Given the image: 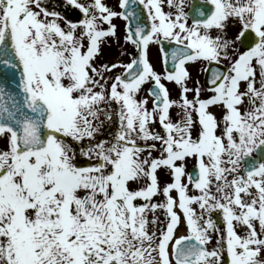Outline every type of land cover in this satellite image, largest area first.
<instances>
[{"label": "snow or ice", "instance_id": "obj_1", "mask_svg": "<svg viewBox=\"0 0 264 264\" xmlns=\"http://www.w3.org/2000/svg\"><path fill=\"white\" fill-rule=\"evenodd\" d=\"M64 6L0 0V264H264V0Z\"/></svg>", "mask_w": 264, "mask_h": 264}, {"label": "rangeland", "instance_id": "obj_2", "mask_svg": "<svg viewBox=\"0 0 264 264\" xmlns=\"http://www.w3.org/2000/svg\"><path fill=\"white\" fill-rule=\"evenodd\" d=\"M64 3V0H62ZM106 3H108L110 6H116L117 4V0H105ZM187 3H189V0H186ZM188 8H186L185 10L187 11ZM167 10V9H165ZM59 11H61L62 13H64L69 19H77L79 16L78 10H75L72 6H67L65 8H60ZM114 22L117 24V33L118 35H120L122 37L123 35V31H124V22L122 20L116 19L114 20ZM237 32L236 28H231L229 30V35L230 36H234ZM120 44H123V40L121 39ZM125 47H127L129 52H134V48L132 45H126ZM123 49L119 47V45L117 44V42L115 40H112L109 44H105L102 47V54L101 56L98 58V60H102V61H115L117 59L120 60H124L127 61L129 59V57L127 55L125 56H121L120 52ZM149 59L152 62V64L154 65V67L159 71L161 70V61H160V53H159V49H158V45L156 44H152L149 47ZM190 71L192 72V76L193 79H200L201 83H203V77L204 74L200 72V65H191L190 66ZM167 83V82H166ZM169 87L172 89V95L173 97L176 96L177 94V89L175 88L174 85H169ZM175 112V110H173ZM189 167H191V165H189ZM162 177L164 176V174H161Z\"/></svg>", "mask_w": 264, "mask_h": 264}, {"label": "flooded vegetation", "instance_id": "obj_3", "mask_svg": "<svg viewBox=\"0 0 264 264\" xmlns=\"http://www.w3.org/2000/svg\"><path fill=\"white\" fill-rule=\"evenodd\" d=\"M45 2L49 3L50 6L56 10H59L61 7L65 8L62 0H45ZM112 7H116V6L113 5ZM117 10H118V8H117Z\"/></svg>", "mask_w": 264, "mask_h": 264}, {"label": "water", "instance_id": "obj_4", "mask_svg": "<svg viewBox=\"0 0 264 264\" xmlns=\"http://www.w3.org/2000/svg\"><path fill=\"white\" fill-rule=\"evenodd\" d=\"M192 0H190V4H191ZM189 4V6H190ZM165 46L167 47V42H164ZM160 47V46H159Z\"/></svg>", "mask_w": 264, "mask_h": 264}]
</instances>
